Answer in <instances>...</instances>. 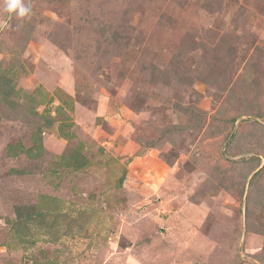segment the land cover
<instances>
[{"label":"rangeland","instance_id":"374dc122","mask_svg":"<svg viewBox=\"0 0 264 264\" xmlns=\"http://www.w3.org/2000/svg\"><path fill=\"white\" fill-rule=\"evenodd\" d=\"M24 2L0 6V264H264V0Z\"/></svg>","mask_w":264,"mask_h":264},{"label":"trees","instance_id":"16d2710c","mask_svg":"<svg viewBox=\"0 0 264 264\" xmlns=\"http://www.w3.org/2000/svg\"><path fill=\"white\" fill-rule=\"evenodd\" d=\"M248 76V77H245ZM240 77H243L244 79L249 78V74L247 72H244L241 74ZM256 96L253 95V99H255ZM182 111H186L188 112L187 115L193 116V120L189 123H186L184 125H179L177 130H188V129H193L196 128L198 126L201 125L202 123V118L204 117V115H206L204 111L198 109L195 106H190V105H186L183 106ZM237 115H233V117H230L231 122V127L233 126V122L237 119ZM253 129V127H252ZM264 128L259 129V134H248L247 137H249L250 141L251 140H255L256 142H252L249 144V146H253L254 148H258V149H253L254 150V156L250 157V158H246V162H247V167H244L246 169V175H250V181L248 182V187H247V193L245 195V209H244V214H245V219L247 220V215H251L253 214V212H262L264 213V164L261 163L262 158L264 156V151H259L260 149L264 148V142L260 141L261 143L257 142L258 139L262 140V133L264 132V130H262ZM170 130V129H169ZM165 137V135L163 136ZM169 140V139H167ZM233 149L234 146H228L226 147V153L230 156H233ZM248 150L247 148L245 149L244 152H248L246 151ZM260 154H259V153ZM253 153V151H252ZM259 154V155H258ZM233 163H237V164H243V162L239 159V160H232ZM249 164V165H248ZM244 165V164H243ZM245 166V165H244ZM255 168H257V170H254ZM210 177H207L204 182L202 183V186L200 187L198 193L203 194L205 189H208L210 186L215 188L216 186H218L217 184L215 185H209L210 184ZM247 177V176H245ZM246 178H244L245 180ZM223 188H226V186H222ZM244 193V187L241 188L240 190V199L243 196ZM241 201V200H240ZM253 226V230H255L257 233L259 234H264V228L262 227H258V225H252ZM246 227L248 228V231H251L254 233V231H252V227L249 226V224H246Z\"/></svg>","mask_w":264,"mask_h":264},{"label":"clouds","instance_id":"9594fccd","mask_svg":"<svg viewBox=\"0 0 264 264\" xmlns=\"http://www.w3.org/2000/svg\"><path fill=\"white\" fill-rule=\"evenodd\" d=\"M2 11L10 16L15 14L18 18H24L30 14V6L26 5L24 0H0ZM7 26V25H5Z\"/></svg>","mask_w":264,"mask_h":264}]
</instances>
